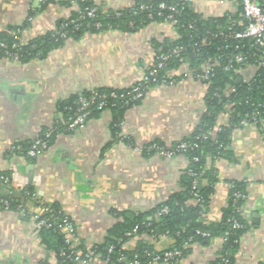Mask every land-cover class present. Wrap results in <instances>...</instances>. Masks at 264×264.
Here are the masks:
<instances>
[{
    "label": "crops",
    "instance_id": "crops-1",
    "mask_svg": "<svg viewBox=\"0 0 264 264\" xmlns=\"http://www.w3.org/2000/svg\"><path fill=\"white\" fill-rule=\"evenodd\" d=\"M94 1L114 10L136 2ZM188 1L203 17H243L240 0ZM70 11L58 2L41 8V0H0V30L26 21L18 39L27 43L53 29L56 20L67 18ZM177 35L172 23L154 22L133 32L107 30L79 40L67 39L43 59L22 63L0 57V172L11 179L15 192L23 195L30 186L39 202L57 205L74 222L80 242L87 246L102 241L118 220L110 209L144 211L179 189L186 159L147 151L146 145L156 142L168 149L193 132L205 110V85L184 76V65L172 68L167 71L170 80L151 87L139 105L125 111L119 137L112 142L111 113L103 111L72 133L58 135L33 163L13 153L11 147L51 126L60 117L59 100L83 89L131 87L156 54L152 41L161 43ZM253 72L246 70L243 79L248 80ZM220 118L225 121L227 115ZM231 147L234 162L209 161L218 180L203 219L219 221L230 196L231 181L246 182L248 194L242 209L246 230L235 264H264L261 128L253 122H241L232 130ZM27 206L28 214L23 209H0V264H37L45 257L35 226L40 210L34 202ZM171 243L170 237L162 236L154 246L161 250ZM126 247L131 249L133 241ZM221 247V238L207 245L194 244L178 264H205Z\"/></svg>",
    "mask_w": 264,
    "mask_h": 264
},
{
    "label": "trees",
    "instance_id": "trees-1",
    "mask_svg": "<svg viewBox=\"0 0 264 264\" xmlns=\"http://www.w3.org/2000/svg\"><path fill=\"white\" fill-rule=\"evenodd\" d=\"M51 2L70 7L69 16L56 20L53 29L27 43L18 39L26 21L0 30V57L7 56L25 63L34 58H45L67 39L79 40L87 34L107 30L133 32L150 23L164 21L172 23L178 35L176 39H164L161 43L153 40L155 53L166 54L176 47L179 51L145 83L137 81L124 89H83L59 100L57 111L60 117L51 126L42 127L35 137L15 143L19 148L11 149L31 163L36 157L27 152L36 139L45 142V147L39 146V151L44 152L58 135L74 131L69 124L82 112L83 100L88 103L84 109L86 122L103 111L111 113L112 142L119 137L125 111L139 105L151 87L170 80L168 70L186 63L192 77L199 80L197 75L210 63L208 59L219 57L218 64L209 70L208 78L199 80L206 87L205 110L193 132L168 149L156 142L146 145L147 151L163 149L186 159L187 165L179 177V189L144 211L110 209L118 220L107 229L102 241L88 246L80 242L78 248L82 254H87L90 264H126L134 259L139 264H153L164 261L165 252L179 251V255L166 259L170 264H178L192 245H207L212 239L221 238L220 252L205 264H235L239 241L246 230L242 209L248 194L247 183L231 181L230 196L219 221H205L203 218L218 180L217 172L209 161H235L231 134L242 121L256 123L261 131L264 129V60L261 64L264 55L253 46L251 39L234 38V33L244 25L243 17H203L188 0H136L133 5L118 10L105 8L94 0H41V8ZM238 53H244L246 60L242 63L232 61L226 69L228 59ZM245 67L254 68L248 80H244L239 72ZM139 85L143 94L134 98L133 88ZM222 114L227 115L225 121L220 118ZM180 143H185V147L178 148ZM0 175L7 174L0 172ZM28 202L38 206L40 212L37 215L46 222L38 228V237L46 254L37 264H76L61 232L65 213L57 205L39 202L30 186L22 195L0 182V209H23L28 214ZM43 207L47 210L41 211ZM162 236L170 237L172 243L158 250L154 241ZM129 241H133L131 249L126 247ZM155 256H158L156 261Z\"/></svg>",
    "mask_w": 264,
    "mask_h": 264
},
{
    "label": "built area",
    "instance_id": "built-area-1",
    "mask_svg": "<svg viewBox=\"0 0 264 264\" xmlns=\"http://www.w3.org/2000/svg\"><path fill=\"white\" fill-rule=\"evenodd\" d=\"M242 4V15L244 19V25L243 27L234 33V38L237 39H251L253 46L258 51H262V54L264 55V0H240ZM161 7H163V4H160ZM90 13V12H89ZM3 45V44H1ZM179 51V48L176 47L172 50L169 51V53L166 54H155L153 57V60L151 64L148 66L147 72H143L141 78L139 81L142 83L147 82L149 77H154L156 76L158 70L162 68L167 60L173 56L177 55ZM246 55L244 53H238L233 57L232 59H228V64L225 66V68H229L231 66L232 61L236 63H242L243 61L246 60ZM218 59L219 57H215L214 59H208L210 63L206 64V68L201 74H198L197 77L198 79L205 80L208 78L209 70L213 65L218 64ZM262 61L261 64L263 63L264 56H262ZM185 66V71H184V76L192 77L191 70L188 68L187 64H183ZM254 68L252 67H245L244 69L239 70L241 74H243L246 70H250ZM142 88L139 86H136L133 88L134 95L133 97H140L143 92ZM88 103L87 101L83 100L82 101V106L79 114H77L74 119L70 122L69 126L73 128L74 130H77L86 123V115L87 112L84 110L87 107ZM244 123V121H242ZM48 133H46L47 135ZM261 134L264 136V129L261 131ZM39 146L45 147V142L41 141L39 139H36L31 147V149L28 150L27 154L30 156L38 157L41 155L39 151ZM185 147V143H180L178 145V148L182 149ZM19 148L18 145H13L11 149ZM159 153L165 156H173L172 151H167L163 149H159ZM0 182L1 183H6L8 186L12 187V182L11 179L7 176L0 175ZM47 207L41 208V211H46ZM35 226L38 229L41 225H45L46 222L43 219H40L38 215L35 216ZM61 232L63 233L64 241L68 248L70 249V256L73 257V260L76 262V264H90L88 259H87V254H82L81 250L78 248V245L80 243L79 239V232L78 228L74 224V222L71 220V218L65 214L63 218V224L61 226ZM179 251H167L164 253L165 260L168 257L172 256H177L179 255ZM158 259V256L154 257V261ZM126 264H139L136 259L129 261Z\"/></svg>",
    "mask_w": 264,
    "mask_h": 264
},
{
    "label": "water",
    "instance_id": "water-1",
    "mask_svg": "<svg viewBox=\"0 0 264 264\" xmlns=\"http://www.w3.org/2000/svg\"><path fill=\"white\" fill-rule=\"evenodd\" d=\"M240 80V79H239Z\"/></svg>",
    "mask_w": 264,
    "mask_h": 264
}]
</instances>
